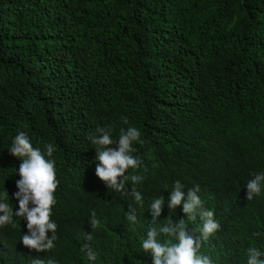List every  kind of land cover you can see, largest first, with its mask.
Returning a JSON list of instances; mask_svg holds the SVG:
<instances>
[{"label":"trees","instance_id":"1","mask_svg":"<svg viewBox=\"0 0 264 264\" xmlns=\"http://www.w3.org/2000/svg\"><path fill=\"white\" fill-rule=\"evenodd\" d=\"M106 126L113 139L129 126L142 133L143 166L128 173L146 177L135 186L142 205L131 181L125 194L96 175L89 137ZM19 132L56 148L57 239L47 252L25 247L27 221L14 217L0 227V264H153L142 248L152 200H165L158 226L188 219L168 207L176 181L185 198L199 185L220 224L202 253L246 264L249 247L264 252V189L249 201L246 188L264 173V0H0V194L14 212L21 160L8 150ZM188 226L198 234L199 216Z\"/></svg>","mask_w":264,"mask_h":264},{"label":"clouds","instance_id":"2","mask_svg":"<svg viewBox=\"0 0 264 264\" xmlns=\"http://www.w3.org/2000/svg\"><path fill=\"white\" fill-rule=\"evenodd\" d=\"M125 124L126 117L121 118ZM97 135L89 137L90 142L97 151L98 164L96 175L109 189L128 194L126 185L131 181V196L137 204H143V196L136 189V185L146 178L143 174L136 173L143 161L134 155L135 143H143L141 131L135 126L126 129L121 128L118 139H113L112 126L97 129ZM9 153L21 160L19 167L20 179L16 182L18 192L15 199L19 202L18 211H13V206L8 203V192L0 194V227L11 225L15 227L14 217L27 221V234L21 237L25 247L37 252H47L55 247L57 239V223L51 218L53 208L57 203L56 195L59 188V179L56 170V161L53 154L56 151L52 143H46L44 150L34 147L30 138L23 132H19L12 141ZM147 168H144V173ZM247 199L251 201L259 196L264 189V173L255 174L246 185ZM199 185L189 188L185 198L184 185L176 181L171 190L168 207L175 210L183 206V212L187 221L180 220L173 223L171 216L163 224H157L156 220L161 215L165 200L163 196L154 198L149 206L153 221L149 226L146 239L142 241L144 252L150 253L153 264H213L212 258L202 253V245L209 240L219 229L220 224L215 219V213L204 207ZM199 216L202 226L197 230L198 234L189 232L188 221H195ZM126 219L131 224L138 223L136 209L130 207L126 212ZM89 224L92 229L100 226V220L96 212L92 211ZM49 233L51 237L49 238ZM254 235L260 236L261 233ZM161 236L167 239H160ZM85 239L91 241L93 234H86ZM81 251L86 252L90 261H95L97 254L89 244H84ZM30 264H57L53 258L32 259ZM246 264H264V252L255 247L247 249Z\"/></svg>","mask_w":264,"mask_h":264}]
</instances>
